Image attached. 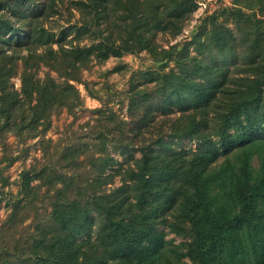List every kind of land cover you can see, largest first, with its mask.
<instances>
[{"label":"trees","instance_id":"16d2710c","mask_svg":"<svg viewBox=\"0 0 264 264\" xmlns=\"http://www.w3.org/2000/svg\"><path fill=\"white\" fill-rule=\"evenodd\" d=\"M236 1L210 15L178 52V70L160 74L152 89H135L128 121L109 107L93 142L68 139L51 150L50 139L41 140L42 160L19 172L7 198L0 264H172L182 256L195 264H264V0ZM50 2L0 11L1 184L15 158L5 135H42L54 111L81 105L70 82L79 66L144 48L163 59L172 49L157 51L155 31L176 32L195 5L77 0L98 18L112 11L119 20L89 45L64 47L66 30L55 38L43 24ZM251 6L259 15L242 9ZM42 65L64 80L39 76ZM17 74L19 89L10 83ZM183 136L196 140L194 149L173 145ZM116 174L120 184L102 190ZM160 225L188 238L183 249L166 246Z\"/></svg>","mask_w":264,"mask_h":264},{"label":"rangeland","instance_id":"374dc122","mask_svg":"<svg viewBox=\"0 0 264 264\" xmlns=\"http://www.w3.org/2000/svg\"><path fill=\"white\" fill-rule=\"evenodd\" d=\"M46 1L50 2V0H0L3 5L0 11L9 13L8 5L13 3L23 4L27 7H38ZM76 2L77 0L51 1L50 3L53 5L46 8L43 19V24L53 31L55 38H59L62 29L66 30L67 34L61 40L64 47L89 45L99 38V33H107L110 28V25H107L108 21L112 23L113 27L115 23H118L119 18L116 13L111 11L105 15L107 18H104L105 16L98 18L94 11L88 12V10L81 9ZM236 2V0H195L194 7L183 18L179 30L173 32V28L170 27L166 30L155 31L153 37L157 51L172 49L171 53L166 54L163 59H160L161 54L153 53L147 48L133 52H123L120 55H110L104 60L89 57L85 65L79 66L78 77L70 79V82L79 90L82 98L81 105L71 111L66 108L54 111L51 115V124L42 135L22 141L12 133H7L4 138L7 143L6 151L15 155V158L3 170V175L6 177L3 184H1L0 178V224L9 209L7 198L11 193L16 192L19 172L24 167L32 163L37 164L42 160L43 146L41 140L43 138L50 139L49 147L51 150L56 146H62L68 139L73 140V142L79 140L93 142L97 140L95 134H93V131L99 127L97 120L108 112L109 107L113 109L119 120L122 122L128 121L130 119L127 110L128 101L134 95L135 89H152L160 74L169 72L171 68L178 70L177 62L174 59L176 55H179L178 52L192 39L198 30L205 25H209L210 15L217 14L223 6L235 5ZM251 7V9L245 7L242 9L252 13L255 6ZM255 12L259 15L256 8ZM80 26H84V29H79ZM25 28L22 27V29ZM52 46L57 48V43L54 42ZM193 49V44H188L190 53L195 52ZM46 74L56 77L57 80H64V76H59L54 70L42 65L38 69V75L44 76ZM10 83L13 88L19 89V74L11 76ZM175 139L173 138V145L177 147L194 149L197 145L195 139H189L186 136ZM91 149H94V147ZM106 149L113 157L124 161L122 155L109 144ZM1 154L0 145V157ZM139 154L138 151H133L134 156ZM220 159H222V156ZM255 161L256 159H254ZM3 163L0 162V165ZM109 172L110 169L105 168L104 174ZM118 184H120V176L116 174L113 176L112 181L103 183L101 189L108 191ZM159 227L167 230L165 235L166 246L174 245L179 249H183L181 242L188 239L186 236L169 230L165 225ZM172 264L195 263L188 256H182L179 259L174 258Z\"/></svg>","mask_w":264,"mask_h":264}]
</instances>
